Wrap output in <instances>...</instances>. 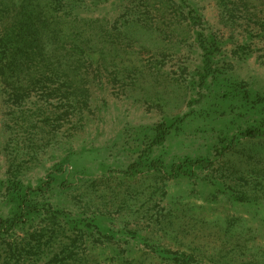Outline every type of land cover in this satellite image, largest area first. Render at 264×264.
<instances>
[{
    "label": "rangeland",
    "instance_id": "374dc122",
    "mask_svg": "<svg viewBox=\"0 0 264 264\" xmlns=\"http://www.w3.org/2000/svg\"><path fill=\"white\" fill-rule=\"evenodd\" d=\"M16 3L0 5V35L16 27ZM70 3L80 19L53 2L58 55L35 64L60 78L32 82L21 104L0 78V217L13 216L16 183L41 210L0 233V264H161L159 248L201 264H264V137L240 136L256 115L235 95L264 100V0ZM204 29L223 44L218 79L203 86ZM181 118L146 152L160 123ZM201 157L210 169L170 176ZM158 159L162 171L151 167ZM72 220L101 233L72 230Z\"/></svg>",
    "mask_w": 264,
    "mask_h": 264
},
{
    "label": "trees",
    "instance_id": "16d2710c",
    "mask_svg": "<svg viewBox=\"0 0 264 264\" xmlns=\"http://www.w3.org/2000/svg\"><path fill=\"white\" fill-rule=\"evenodd\" d=\"M16 1L20 3L17 9V24L16 27L10 31H6L0 35V78L2 82L8 84L7 87L12 91V97L15 99L16 103L21 104L22 101H25L30 96V90L28 86L32 82L35 84L49 82L60 78V75H56V72L53 69H50V75L48 76L45 71H39L36 69V65L39 62H44L46 67L51 66V58L58 55L56 50L50 47V43H56L57 34L55 33L54 27L51 26V19L48 14L54 9L53 2H56L55 9L63 7L65 3L71 4L65 5L67 9L71 12L75 21L80 19V16L75 13L74 4L70 3L72 0H48V4L41 7L37 0H0V5L4 2L8 4L13 3L16 7ZM67 1V2H66ZM184 1V0H183ZM16 3V4H15ZM46 11V14L44 12ZM67 11V10H66ZM229 17H232V11L227 10ZM46 15L47 17H44ZM52 18V16H51ZM197 20L201 21L200 16H192L191 23H197ZM197 42L201 48L202 54V85L208 84V79L217 80L218 76L214 67L217 64V53L220 51V45L223 42L219 41L211 32L206 29L196 32ZM69 37L68 34L62 36V39ZM75 50L82 53L83 49H80L78 46L75 47ZM68 51V50H66ZM67 53V52H66ZM69 55V54H68ZM67 55V58H68ZM43 60V61H41ZM36 64V65H35ZM53 65V63H52ZM33 67H35L33 69ZM36 76V77H35ZM35 77V78H33ZM58 77V78H57ZM238 87V86H237ZM238 97L237 100L241 102V107L245 109L248 113L252 112L256 115V118L251 121V125L240 133L241 137L244 138H261L264 137V100H260L261 97L251 96L250 91L244 92L242 94H235ZM68 103L71 104L70 97L67 96ZM184 119H177L174 121H163L160 123L154 130V138L148 146V151L154 146L163 145L167 139L172 134L173 130L182 123ZM240 138H232L230 145H238ZM226 152V147L223 148ZM213 163L209 158H198V159H186L184 162L174 163L171 167L170 176H186L192 173H195V169H202L204 171L210 169ZM141 163H136L131 166V169L138 170L140 169ZM151 167L157 170L162 171L167 166L163 160H154L151 163ZM51 178V182H52ZM51 182L47 184V187L51 185ZM16 195H17V204L16 209L13 210V216L10 218L0 217V233H9L15 227L19 226L24 219H27L31 215L40 213V208L37 205H34L29 200V195L23 190L22 183H16ZM43 189V187H41ZM237 201H241L236 197ZM72 230L87 228L90 231V228L99 229L100 225L90 224L85 220H72L71 221ZM83 229V230H82ZM81 237H84V234L81 233ZM85 233V232H84ZM112 236L116 237V233H112ZM37 241V246L32 247L34 255H38L40 246V239L33 238ZM29 245L32 244V240L28 242ZM18 248V243L16 244ZM75 245V244H74ZM65 250L70 251V247L65 248ZM15 251V250H14ZM70 254V252H68ZM155 255L161 260V264H201L197 254L191 252H181L173 251L170 249H154Z\"/></svg>",
    "mask_w": 264,
    "mask_h": 264
}]
</instances>
